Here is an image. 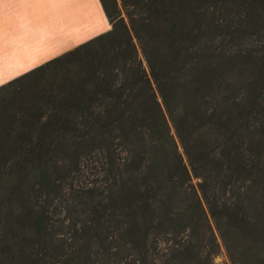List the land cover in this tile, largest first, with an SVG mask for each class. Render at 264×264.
Masks as SVG:
<instances>
[{
	"label": "trees",
	"instance_id": "trees-1",
	"mask_svg": "<svg viewBox=\"0 0 264 264\" xmlns=\"http://www.w3.org/2000/svg\"><path fill=\"white\" fill-rule=\"evenodd\" d=\"M102 2L0 84V264H264V0Z\"/></svg>",
	"mask_w": 264,
	"mask_h": 264
},
{
	"label": "crops",
	"instance_id": "crops-1",
	"mask_svg": "<svg viewBox=\"0 0 264 264\" xmlns=\"http://www.w3.org/2000/svg\"><path fill=\"white\" fill-rule=\"evenodd\" d=\"M111 27L102 0H0V84Z\"/></svg>",
	"mask_w": 264,
	"mask_h": 264
},
{
	"label": "rangeland",
	"instance_id": "rangeland-1",
	"mask_svg": "<svg viewBox=\"0 0 264 264\" xmlns=\"http://www.w3.org/2000/svg\"><path fill=\"white\" fill-rule=\"evenodd\" d=\"M173 131H175L174 128ZM69 178V180L74 179L76 182L85 184H94L97 179L99 180V150L89 152L82 156L80 158V168L73 170L72 175ZM197 180V178H194V182H197ZM55 205L59 211L62 209V203H56ZM214 260L221 264H231L223 243H221L220 250L214 255Z\"/></svg>",
	"mask_w": 264,
	"mask_h": 264
}]
</instances>
